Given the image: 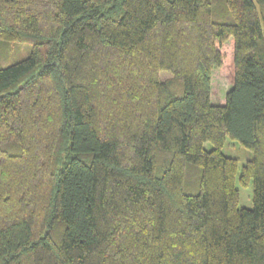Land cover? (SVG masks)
I'll use <instances>...</instances> for the list:
<instances>
[{
  "label": "trees",
  "instance_id": "trees-1",
  "mask_svg": "<svg viewBox=\"0 0 264 264\" xmlns=\"http://www.w3.org/2000/svg\"><path fill=\"white\" fill-rule=\"evenodd\" d=\"M0 264H264V0H0Z\"/></svg>",
  "mask_w": 264,
  "mask_h": 264
},
{
  "label": "rangeland",
  "instance_id": "rangeland-1",
  "mask_svg": "<svg viewBox=\"0 0 264 264\" xmlns=\"http://www.w3.org/2000/svg\"><path fill=\"white\" fill-rule=\"evenodd\" d=\"M22 52V51H21ZM26 51L22 52V55H24ZM17 56L16 53L13 54V57L15 58ZM230 79L227 75L226 71L223 70H214L213 71V77H212V84H211V97L214 102H222L224 101V93L226 90L230 87ZM204 147L206 149H209L211 147V144L209 142L204 143ZM221 151L223 154L235 157L237 159L238 163V170L237 174L240 171L241 166L244 164V162L251 157L250 151L241 145L240 143L226 139L224 144L221 147ZM236 187L239 189L240 197H239V203L238 205L240 207H252V185L249 184L247 186H242L238 183L236 180L235 182Z\"/></svg>",
  "mask_w": 264,
  "mask_h": 264
}]
</instances>
